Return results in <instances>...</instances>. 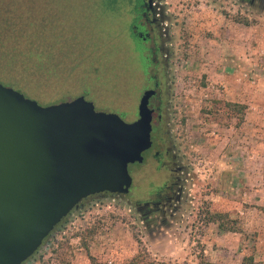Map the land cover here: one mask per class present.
<instances>
[{
    "label": "rangeland",
    "instance_id": "rangeland-1",
    "mask_svg": "<svg viewBox=\"0 0 264 264\" xmlns=\"http://www.w3.org/2000/svg\"><path fill=\"white\" fill-rule=\"evenodd\" d=\"M159 2L170 36L163 134L188 163L186 202L170 228L149 229L125 200L92 198L22 264H128L137 254L141 264H264V9ZM108 34L100 0H0V57L19 59L0 58V82L43 105L84 94L133 120L142 82Z\"/></svg>",
    "mask_w": 264,
    "mask_h": 264
},
{
    "label": "water",
    "instance_id": "water-1",
    "mask_svg": "<svg viewBox=\"0 0 264 264\" xmlns=\"http://www.w3.org/2000/svg\"><path fill=\"white\" fill-rule=\"evenodd\" d=\"M96 110L83 95L40 104L0 82V264H22L86 197L126 193L150 147L152 110Z\"/></svg>",
    "mask_w": 264,
    "mask_h": 264
},
{
    "label": "flooded vegetation",
    "instance_id": "flooded-vegetation-1",
    "mask_svg": "<svg viewBox=\"0 0 264 264\" xmlns=\"http://www.w3.org/2000/svg\"><path fill=\"white\" fill-rule=\"evenodd\" d=\"M238 1L248 7L264 9V0ZM100 9L110 32V40L120 41L121 53L135 68L130 80L142 82L138 103L145 91H154L148 97V107L152 110L151 144L142 152L141 162L128 164L131 185L126 193L92 194L84 198L79 206L98 196H114L128 202L149 229L153 226L170 228L186 202L190 173L188 163L183 160L171 139L163 134L164 127L168 133V116L164 108L169 97L165 89L170 55L166 16L159 0H107L101 2ZM113 30L114 34L111 35ZM149 81L151 84L148 85ZM137 107L133 120L138 117ZM106 112L115 111L108 109ZM129 166H132L131 170Z\"/></svg>",
    "mask_w": 264,
    "mask_h": 264
},
{
    "label": "trees",
    "instance_id": "trees-1",
    "mask_svg": "<svg viewBox=\"0 0 264 264\" xmlns=\"http://www.w3.org/2000/svg\"><path fill=\"white\" fill-rule=\"evenodd\" d=\"M103 1H107V0H100V4ZM238 21H240V20L238 19ZM244 23H248V21L247 20H244ZM0 58L3 59V61H5V64L8 65V66H13V65L17 66L16 64L19 63V59L16 58V57L6 58L4 56H1ZM18 66H21V64L18 65ZM25 69H27V68H25ZM4 83L7 84V85H9V86H12L14 88H17V89L21 90L20 87H18V84H17V82L15 80H12V79L5 80ZM56 102H59V101H55V102H51V103H56ZM48 104H50V103H48ZM227 105L230 108H233L235 110H239L240 112H242V110L244 108L243 104H239V103L227 102ZM212 219H214V216H212ZM139 256L140 255L137 254L136 257L132 258V260L128 262V264H141V262L139 260ZM142 264H144V263H142ZM146 264H148V263H146ZM201 264H219V263L210 262V261H202Z\"/></svg>",
    "mask_w": 264,
    "mask_h": 264
}]
</instances>
